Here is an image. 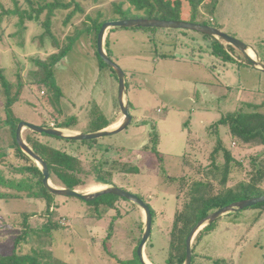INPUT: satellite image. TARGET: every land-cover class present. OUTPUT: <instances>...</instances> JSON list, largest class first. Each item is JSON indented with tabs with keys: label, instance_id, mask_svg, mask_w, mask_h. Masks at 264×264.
<instances>
[{
	"label": "rangeland",
	"instance_id": "rangeland-1",
	"mask_svg": "<svg viewBox=\"0 0 264 264\" xmlns=\"http://www.w3.org/2000/svg\"><path fill=\"white\" fill-rule=\"evenodd\" d=\"M111 1L82 3L85 14L95 15L97 9L110 14ZM205 9L199 8L195 21H205L251 46L264 63V0H219L214 12ZM15 10H30V4L0 0V69L11 84L10 96L17 95L8 109V94L0 79V176L18 180L21 174L14 168L26 162L15 155L9 118L54 127L74 118V125L66 129L92 132L123 115L117 74L101 63L94 31L80 36L53 67L54 82L61 90L57 97L40 81L45 72L39 61H49L59 48L50 36L41 37L45 28L34 19L27 18L20 26L21 16ZM67 19L68 10L55 15L53 31L61 41L85 15L77 13ZM205 35L162 27L109 30L106 39L111 58L126 74L129 126L116 134L83 140L91 143L68 142L29 128L22 133L28 144L27 137H31L79 158L83 168L79 174L83 182L76 187L79 191L117 185L150 205L152 233L144 249L149 264H167L174 219L190 200L191 188L202 183L210 195L237 188L251 179V159L264 150V145L232 140L228 128L220 127L233 157L223 181L225 152L213 155L212 124L242 107L257 106L264 112V72L254 68L242 51L219 39L233 57L224 62L212 49L218 38ZM155 134L159 139L156 149ZM110 170L112 184H96V171ZM50 181L64 187L55 177ZM260 185L264 188V179ZM0 190L11 195L0 199V254L36 250L49 264H120V260L134 258L145 216L133 201L113 194L92 201L54 195L48 212L43 198L28 197L25 191L3 185ZM104 200H113V207ZM196 237L193 264H264V208L250 206L223 215Z\"/></svg>",
	"mask_w": 264,
	"mask_h": 264
},
{
	"label": "trees",
	"instance_id": "trees-1",
	"mask_svg": "<svg viewBox=\"0 0 264 264\" xmlns=\"http://www.w3.org/2000/svg\"><path fill=\"white\" fill-rule=\"evenodd\" d=\"M30 4V10L19 11L15 10L16 14L21 16V21L18 22L20 26L24 24L25 19H34L39 22L45 28L44 36H50L52 38L55 47L59 50L50 55L49 61L40 62L42 68H44V77L40 79L49 87L50 91L55 93L58 97L61 94V90L56 86L54 82L53 67L57 65L73 48V45L77 42L80 36L84 33L94 31L95 38L106 21L127 19V18H158L166 20H186L189 22L207 24L205 21H195L199 16V8L204 6L205 10L214 12L219 0H112V10L110 14L105 13L102 9H97L96 14H85L86 7L82 1L96 2L100 0H27ZM127 4V6H125ZM68 10V21H70L77 13L85 15V20H82L80 24L74 25L73 30L68 34L63 41L59 36L55 35L53 27L55 26V15L59 12ZM204 10V11H205ZM189 19H186V18ZM54 18V19H53ZM67 24V21H65ZM205 35V34H204ZM40 37V38H41ZM205 37H209L205 35ZM212 44V49L215 55L220 56L224 62L231 61L232 55L226 51L219 39H216ZM106 50L111 57V51L109 48L108 38L106 39ZM233 46V45H232ZM97 55L104 65L106 64ZM108 65V64H106ZM109 66V65H108ZM112 69V67L110 66ZM113 70V69H112ZM114 71V70H113ZM115 72V71H114ZM4 71L0 69V79L2 85L8 94L7 108L10 109L11 105L16 101V96H10V83L4 77ZM127 84V82H126ZM21 85L19 84L16 94H19ZM11 110H9L10 112ZM11 113V112H10ZM12 122L11 132L13 136V142L16 146L15 155L22 158L26 165L18 166L14 168V171L21 174V178L5 179L3 175L0 176V185L16 189L20 192H27L28 197L43 198L47 201V211L49 212L52 204L51 194L43 185V174L39 166L31 159L26 153H24L18 146L16 141V127L21 119L9 118ZM75 119L65 121L59 124L57 127L71 128L74 125ZM109 125L106 124L102 129ZM214 128V134L216 138V147L213 151V155L220 150H224L225 165H224V177L225 182L228 177L229 168L233 157L229 152L227 145L224 144L222 137L220 136V127L225 126L228 128L230 137L234 141H240L241 143H254L257 145H264V112L257 109V106H247L246 108H240L234 112H229L223 115L219 120L212 124ZM211 126V127H212ZM210 126L208 131H212ZM43 135H47L44 134ZM51 137L61 139L60 137L50 135ZM30 146L45 160L50 169L51 176L58 179L59 184L64 187L77 189L76 187L83 182V179L79 174L83 171L80 160L77 156L68 152L65 149L48 146L39 143L31 137H27ZM68 142H77V140L63 139ZM83 143H91L90 141H82ZM154 147L158 145V135L152 139ZM149 148L148 146L145 147ZM0 154H3L0 153ZM106 161H102L99 165H105ZM130 170V168H125ZM137 167H135V171ZM251 172L254 174L248 182H241L235 189H228L225 192L210 195L202 189V183H197L198 188L190 189L189 194L191 196L189 201H185L181 209L177 212L173 227L171 230V251L166 259L167 264H183L186 257V239L191 229L196 225L198 221L207 216L208 214L226 206L232 202L247 199L251 197H257L264 195V188L260 183L264 179V150L261 154L256 155L251 159ZM95 182L96 184H112V171H96ZM11 196L9 193H4L0 190V199ZM103 196V195H102ZM102 196L98 198H102ZM96 198V199H98ZM141 198V197H140ZM143 199V198H142ZM144 200V199H143ZM104 203L108 207H113V200H104ZM253 207L264 208V202L259 203ZM153 213V210H152ZM28 218H25V223ZM49 222V221H48ZM213 223L204 227L196 238L200 237L203 232L209 231ZM53 224L48 226L51 228ZM55 227H57L55 225ZM47 227V229H50ZM26 233V232H25ZM195 244H193V259L194 263ZM120 264H142L137 254V248L134 252V258L129 260H120ZM0 264H49L40 259L39 252L34 250L31 254H19L13 252L9 255L0 254ZM52 264V263H50Z\"/></svg>",
	"mask_w": 264,
	"mask_h": 264
},
{
	"label": "water",
	"instance_id": "water-1",
	"mask_svg": "<svg viewBox=\"0 0 264 264\" xmlns=\"http://www.w3.org/2000/svg\"><path fill=\"white\" fill-rule=\"evenodd\" d=\"M115 27H162V28H174L181 30H195L199 31L208 36H212L218 39H221L227 42L230 45H233L245 55V57L251 62L254 68L261 70L264 72V63L260 59L259 55L253 50V48L241 40L233 37L221 29L214 27L212 25L194 23L184 20H166V19H158V18H127V19H118V20H110L103 23L98 36H97V47L98 54L100 58L109 66L117 74L118 85H119V103L122 112V120L120 123L111 128L105 127L92 132H74L62 127H54V126H43V125H35L33 123H29L26 121H20L16 127V141L19 148L26 153L31 159H33L36 164L39 166L42 174H43V185L47 191H49L53 195H65V196H76L85 201H92L102 195L105 194H113L122 198L129 199L134 203L138 204L144 211V232L142 239L137 247V254L142 264H149L147 257L144 253L145 246L148 240L151 237L152 233V224H153V213L150 205L140 198L139 196L129 192L126 189H123L117 185H106L103 188L98 190H94L91 192H81L78 189L68 188V187H57L53 185L50 181V169L45 160L26 142L23 138V129L29 128L34 132L40 134H47L57 136L63 139H72V140H94L103 136L116 134L118 132L126 129L129 124L132 122V116L129 112V101L127 98V84H126V74L123 69L109 56L106 50V35L107 32ZM252 49L255 52V57H252L249 53V50ZM264 202V195L251 197L247 199H242L239 201L232 202L222 208L208 214L200 221L196 223V225L191 229L189 235L186 239V257L183 264H192L193 259V241L196 235L207 225L215 222L221 216L226 215L228 213L244 209L250 206H255L259 203Z\"/></svg>",
	"mask_w": 264,
	"mask_h": 264
},
{
	"label": "bare ground",
	"instance_id": "bare-ground-1",
	"mask_svg": "<svg viewBox=\"0 0 264 264\" xmlns=\"http://www.w3.org/2000/svg\"><path fill=\"white\" fill-rule=\"evenodd\" d=\"M249 53H250V55L252 56V57H255V52L252 50V49H250L249 50ZM122 120V119H121ZM120 120V121H121ZM120 121L117 123V124H115L114 126H117L119 123H120ZM95 186V188H100V187H98L97 185H94ZM103 187V186H102Z\"/></svg>",
	"mask_w": 264,
	"mask_h": 264
},
{
	"label": "crops",
	"instance_id": "crops-1",
	"mask_svg": "<svg viewBox=\"0 0 264 264\" xmlns=\"http://www.w3.org/2000/svg\"><path fill=\"white\" fill-rule=\"evenodd\" d=\"M122 118V117H121ZM121 120V119H120ZM120 120H118V121H116V122H111V123H109V125H108V127H112V126H114L115 124H117ZM97 189V188H96ZM95 190V189H94Z\"/></svg>",
	"mask_w": 264,
	"mask_h": 264
}]
</instances>
